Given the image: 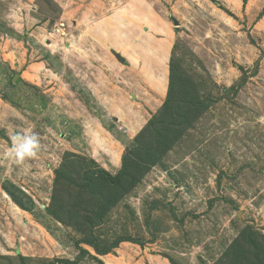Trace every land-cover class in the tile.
Returning a JSON list of instances; mask_svg holds the SVG:
<instances>
[{"label":"rangeland","instance_id":"obj_1","mask_svg":"<svg viewBox=\"0 0 264 264\" xmlns=\"http://www.w3.org/2000/svg\"><path fill=\"white\" fill-rule=\"evenodd\" d=\"M190 93L208 107L152 165L136 156ZM24 131L39 146L17 164ZM128 159L113 195L87 185ZM261 250L264 0H0V264H264Z\"/></svg>","mask_w":264,"mask_h":264},{"label":"trees","instance_id":"obj_2","mask_svg":"<svg viewBox=\"0 0 264 264\" xmlns=\"http://www.w3.org/2000/svg\"><path fill=\"white\" fill-rule=\"evenodd\" d=\"M166 105H168V111H165L164 113H162L161 115H157L155 116L153 119L150 120V124L156 126V131L153 133L154 136V140L156 142V144L151 143V141L148 144H141L140 147L135 148L133 151V153L136 156H141L144 155L145 159L147 162H149V164L152 165V162L154 163L155 161V154H156V148L157 147H162L163 150H166L169 148L170 143L172 142V140H170V138H177V135L175 134L176 130H181V124L182 122L187 120H192L196 113H200L201 111L204 110V108L208 107V103H206V100L203 99H198L196 94H192L190 93L189 95H183L181 97V99H179L177 102L175 101H171L170 98L167 100ZM190 108V109H189ZM189 109V111H187ZM191 109H194V112L191 111ZM170 110H172V113L169 112ZM185 112V113H183ZM178 115V118H175L173 116H169V115ZM151 133V131L149 132V134ZM175 140V139H174ZM128 161V162H127ZM127 161H125L126 167L124 168V173L120 175L119 178L114 177L113 175L103 171V170H90L88 172V174L86 175L87 178V185L89 186H93L94 184H102L100 185L99 190L97 191V195H113V192L110 191V189L108 188L110 184H115L118 186H122L123 185V179L126 178L131 171V167H136L137 164H135L136 162H133L132 159H128ZM129 164V165H128ZM96 193V192H95ZM103 193V194H102ZM106 195V196H107ZM113 200H111L110 202H112ZM108 202V203H110ZM102 215V211L97 213L98 218H100ZM252 236V234H251ZM95 237V236H94ZM253 237V236H252ZM249 241L251 244L253 245H258V243L254 240H252L251 237H249ZM86 242H89V244H91L92 246H94L96 248V250L100 251V252H106L108 251L107 248L101 249L98 246V243L93 242L92 238L90 240H85ZM118 244V241L116 242ZM116 246V244H115ZM263 252V250H261ZM259 252V251H258ZM260 252V253H262ZM264 254V252H263ZM241 259V258H240ZM72 264H75V260L71 261Z\"/></svg>","mask_w":264,"mask_h":264},{"label":"clouds","instance_id":"obj_3","mask_svg":"<svg viewBox=\"0 0 264 264\" xmlns=\"http://www.w3.org/2000/svg\"><path fill=\"white\" fill-rule=\"evenodd\" d=\"M10 140L12 142L11 147L6 151L5 155L17 164H22L25 158L34 156L39 146L37 134L28 131L11 135Z\"/></svg>","mask_w":264,"mask_h":264},{"label":"water","instance_id":"obj_4","mask_svg":"<svg viewBox=\"0 0 264 264\" xmlns=\"http://www.w3.org/2000/svg\"><path fill=\"white\" fill-rule=\"evenodd\" d=\"M174 22H175L176 25L178 24L177 20H174ZM116 55H117V57L119 58L120 61H125V59L120 54L116 53ZM238 216H240V212H239Z\"/></svg>","mask_w":264,"mask_h":264},{"label":"crops","instance_id":"obj_5","mask_svg":"<svg viewBox=\"0 0 264 264\" xmlns=\"http://www.w3.org/2000/svg\"><path fill=\"white\" fill-rule=\"evenodd\" d=\"M163 44H165V42H163Z\"/></svg>","mask_w":264,"mask_h":264}]
</instances>
